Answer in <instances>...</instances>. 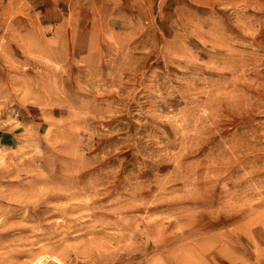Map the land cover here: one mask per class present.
Listing matches in <instances>:
<instances>
[{
    "label": "rangeland",
    "instance_id": "374dc122",
    "mask_svg": "<svg viewBox=\"0 0 264 264\" xmlns=\"http://www.w3.org/2000/svg\"><path fill=\"white\" fill-rule=\"evenodd\" d=\"M37 263L264 264V0H0V264Z\"/></svg>",
    "mask_w": 264,
    "mask_h": 264
},
{
    "label": "bare ground",
    "instance_id": "6f19581e",
    "mask_svg": "<svg viewBox=\"0 0 264 264\" xmlns=\"http://www.w3.org/2000/svg\"><path fill=\"white\" fill-rule=\"evenodd\" d=\"M8 228V227H7ZM4 229V228H3ZM38 264V263H37Z\"/></svg>",
    "mask_w": 264,
    "mask_h": 264
}]
</instances>
